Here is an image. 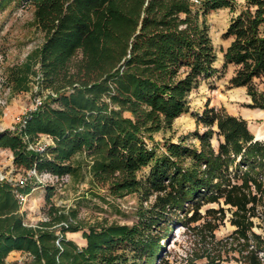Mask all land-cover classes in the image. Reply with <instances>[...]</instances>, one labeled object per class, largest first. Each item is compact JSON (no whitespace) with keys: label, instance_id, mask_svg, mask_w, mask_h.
Returning a JSON list of instances; mask_svg holds the SVG:
<instances>
[{"label":"trees","instance_id":"obj_1","mask_svg":"<svg viewBox=\"0 0 264 264\" xmlns=\"http://www.w3.org/2000/svg\"><path fill=\"white\" fill-rule=\"evenodd\" d=\"M27 1L35 7L44 41L12 68L10 80L17 93L29 92L32 83L48 93L17 131L0 133V147L13 153L18 167L88 182L93 195L99 188L115 199L141 187L172 190L157 209L140 212L133 225L86 224L77 208L53 202L56 188L49 185L47 220L33 227L16 196L30 195L33 188L0 181V264H7L13 251L30 254L28 264H155L159 242L149 233L171 210L218 200L223 178L241 153L237 168L264 166V144L252 141L246 123L215 109L198 116L210 129L194 133L207 148L166 140L160 153L151 144L155 134L173 130L189 111L191 92L218 72L203 20L216 10L235 12L224 35L232 39L224 65L238 66L231 86L247 88L253 105L264 109V94L254 82L264 76V0H246L238 12L235 0ZM216 123L225 138L218 155L210 145ZM42 135L52 137L54 145L28 150ZM251 177L243 174L245 181ZM77 232H83L86 246L67 237ZM253 259L261 264L258 256Z\"/></svg>","mask_w":264,"mask_h":264},{"label":"rangeland","instance_id":"obj_2","mask_svg":"<svg viewBox=\"0 0 264 264\" xmlns=\"http://www.w3.org/2000/svg\"><path fill=\"white\" fill-rule=\"evenodd\" d=\"M3 0H0V2ZM237 12L246 0H235ZM35 7L31 1H7L0 7V133L17 131L24 118L36 110L39 99L44 101L48 91L40 90L32 83L29 92L17 93L10 80L12 68L27 60V56L39 48L44 33L38 28ZM235 15L229 8L220 9L204 17V24L215 48L217 74L191 92L189 111L178 118L173 130L154 135L153 146L164 152L166 140L183 143L185 146L202 150L206 145L195 138L194 133H204L210 127L199 122L198 116L205 110L215 109L222 116H233L246 123L253 142L264 144V109L254 106L253 98L245 87H232L230 80L238 66L225 67L224 54L232 39L225 33ZM256 89L264 94V76L254 79ZM217 123L212 127L214 135L210 145L219 154L225 138L218 134ZM40 141L46 142L41 137ZM251 142H249L250 144ZM34 151V150H30ZM244 152V151H243ZM242 153L236 156L237 164ZM191 164V160H187ZM233 164L221 184L223 194L216 201L205 200L199 205L171 210L160 225L153 227L149 236L159 242L160 253L155 264H253L258 256L264 264V166L255 171H246ZM149 169L140 173L147 176ZM249 172L251 180L243 179ZM0 181L12 184H28L33 190L25 204V219L29 226H37L47 220V186H55L53 202L57 206L77 208L79 217L86 224L108 222L133 225L138 223L139 213L157 209L159 200L172 189L156 191L141 187L139 191L124 199H115L105 188L89 192V184L69 181L52 182L14 163L13 153L0 147ZM230 184V185H229ZM260 184L261 187L258 186ZM238 186L237 192L227 197L226 191ZM221 191V192H222ZM168 227V231L164 229ZM80 247L84 242L83 232L68 233ZM30 259L22 253H11L7 264H28ZM137 261V259L135 260ZM139 262V261H137ZM138 264V263H136Z\"/></svg>","mask_w":264,"mask_h":264},{"label":"built area","instance_id":"obj_3","mask_svg":"<svg viewBox=\"0 0 264 264\" xmlns=\"http://www.w3.org/2000/svg\"><path fill=\"white\" fill-rule=\"evenodd\" d=\"M43 104V101L41 99L38 100L37 102V106H36V110L41 107ZM44 138L46 140V142H42L40 141V139ZM41 137H39L35 142L29 143L28 144V150H34L35 152H41L44 151L46 148L54 145V139L52 137H50L49 135H42ZM37 169H31L30 172H32L33 174H38L40 176L45 177L46 179L52 181V182H61V181H69V179L71 178L69 175H66L62 178L53 175L51 173H43V174H39L37 171ZM17 199L19 200V203L21 205V212L24 213L25 210V204L27 203V201H29V195L28 194H22V193H17L16 194ZM22 254L26 255L29 259H31L30 254L28 253H23Z\"/></svg>","mask_w":264,"mask_h":264},{"label":"crops","instance_id":"obj_4","mask_svg":"<svg viewBox=\"0 0 264 264\" xmlns=\"http://www.w3.org/2000/svg\"><path fill=\"white\" fill-rule=\"evenodd\" d=\"M33 194V192H31V194L30 195H32ZM78 233V232H77ZM84 240L86 241V242H84L83 244H82V246L81 247H84V246H86L87 245V240L84 238ZM74 241V240H73ZM12 253H21V252H19V251H13Z\"/></svg>","mask_w":264,"mask_h":264}]
</instances>
